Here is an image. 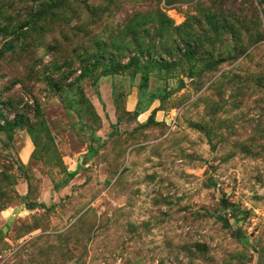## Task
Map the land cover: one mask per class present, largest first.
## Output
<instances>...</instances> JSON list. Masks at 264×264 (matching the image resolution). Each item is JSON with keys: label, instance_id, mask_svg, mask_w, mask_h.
<instances>
[{"label": "rangeland", "instance_id": "rangeland-1", "mask_svg": "<svg viewBox=\"0 0 264 264\" xmlns=\"http://www.w3.org/2000/svg\"><path fill=\"white\" fill-rule=\"evenodd\" d=\"M0 264H264V0H0Z\"/></svg>", "mask_w": 264, "mask_h": 264}, {"label": "trees", "instance_id": "trees-1", "mask_svg": "<svg viewBox=\"0 0 264 264\" xmlns=\"http://www.w3.org/2000/svg\"><path fill=\"white\" fill-rule=\"evenodd\" d=\"M141 20V19H140ZM145 83H147V81H146V78L144 79V84ZM157 96V94H155V95H150V97H149V99H148V103L153 99V98H157L156 97ZM136 108H137V110H139L140 109V103L139 102H137V106H136ZM135 115H137L136 113H134Z\"/></svg>", "mask_w": 264, "mask_h": 264}]
</instances>
